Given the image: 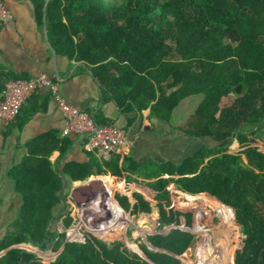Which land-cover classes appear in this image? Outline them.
Masks as SVG:
<instances>
[{
    "label": "trees",
    "instance_id": "trees-1",
    "mask_svg": "<svg viewBox=\"0 0 264 264\" xmlns=\"http://www.w3.org/2000/svg\"><path fill=\"white\" fill-rule=\"evenodd\" d=\"M32 3L36 14H48L50 33L58 32L56 42L71 57L90 65L104 89L150 92L141 107L152 101V117L168 123L183 99L202 95L192 119L177 130L195 139L211 137L218 145L205 146L178 166L152 165V176L140 168L139 177L152 182L128 178L123 184L119 179L115 199L125 212L150 214L156 207L160 225L176 227L166 236L148 237L153 248L169 254L145 246L138 253L122 242L101 240L110 228L129 223L113 199L109 177L100 179L106 188L103 208L108 216L90 220L88 230H81L84 242H66L64 233L52 232L55 214L65 209L57 210L65 198L58 195L62 179L52 170L47 154L42 158L32 154L8 173L22 205L0 239V264H180L178 257L194 240L188 231L217 228L218 217L225 224L234 217L238 237L231 241L227 235L217 247H199L193 264H264V153L250 144L251 137L264 143V0ZM51 14L59 15L53 19ZM5 83L0 79V93ZM235 141L240 147L232 152ZM121 169L123 165L112 160L97 173L89 163L68 167L65 173L74 181L107 172L122 179ZM141 188L154 193L152 200L142 195ZM203 195L219 202L217 215L190 200ZM71 223L65 214L63 226ZM19 244L62 251L53 262L42 263L33 253L14 247Z\"/></svg>",
    "mask_w": 264,
    "mask_h": 264
},
{
    "label": "crops",
    "instance_id": "crops-1",
    "mask_svg": "<svg viewBox=\"0 0 264 264\" xmlns=\"http://www.w3.org/2000/svg\"><path fill=\"white\" fill-rule=\"evenodd\" d=\"M0 1L11 13L9 20L0 21L2 84L5 81L30 80L44 75L51 82L58 84L59 95L69 106L87 112L99 124L120 129L126 136L125 144L116 148L107 160L104 159L97 151L89 150L86 140L80 136L62 135L65 120L56 100L47 89L37 90L24 103L14 121L5 123L0 120V226L8 228L22 205L14 191V181L8 177V173L16 166H21L32 154L40 158L47 154L52 170L60 175L63 184L58 195L65 196L63 202L65 209L68 207L67 192L70 198L75 200L79 198L75 195L77 187L79 185L85 187L82 185L87 182L88 187L82 188L81 192H86L90 197L91 190L99 187L95 182L99 183L101 192L102 189H106L100 180L103 177L112 179L113 185L110 188L113 189V199L119 206L115 194L120 180L123 184L128 178L140 183L152 182V178L146 180L139 177L142 176L140 168L147 169L152 176V165L170 163L178 166L208 146L206 143L208 139L213 140L211 137L195 139L177 130L186 126L192 119L202 101V95L183 99L172 111L169 122H162L152 117V101L146 108L141 107L147 102V98L149 100L150 92L148 95L140 93L137 91L139 88L132 93L129 90L110 92L107 88L104 89L100 81L92 75L90 65L78 61L74 56L71 57L66 53L65 47L56 42L55 36L58 32L55 30L50 33L48 14L45 12L36 14L32 0ZM48 1L45 0V5ZM57 15L59 14H51V17L54 19ZM63 22H66V19H63ZM260 143L264 145L261 140ZM217 145L215 142V146ZM112 160H117L119 167L123 165L122 179L107 172L74 181L65 173L68 167L73 169L88 163L92 164L93 170L97 173L101 165ZM243 160L246 161L244 157ZM114 178L118 180L115 181ZM163 178H169V175H164ZM93 186L94 189H91ZM108 191L110 193L111 189ZM61 209L63 207L59 205L57 210ZM156 209L159 216V210ZM12 211L15 215H6V212ZM124 213L129 214L125 211ZM82 239L84 242L83 235Z\"/></svg>",
    "mask_w": 264,
    "mask_h": 264
},
{
    "label": "rangeland",
    "instance_id": "rangeland-1",
    "mask_svg": "<svg viewBox=\"0 0 264 264\" xmlns=\"http://www.w3.org/2000/svg\"><path fill=\"white\" fill-rule=\"evenodd\" d=\"M264 139V135L262 136ZM209 145L215 146V142L213 140L206 141ZM250 144L252 146L258 147L262 152H264V145L260 143V139H257L255 137L250 138ZM208 145V146H209ZM238 143L234 142L231 145L230 150L232 152H235L238 150ZM142 184H145L144 182H141ZM87 184V182L85 183ZM82 185L85 187H81L79 185L75 191V195L79 198L72 200L70 198L69 192H67V209L66 211H60L59 213L55 214L54 221L50 225V230L52 232L57 233H64L65 234V240L68 242H82V229L88 230L89 224L92 222L90 220L95 219L98 222L102 221L103 219L107 218V209L105 210L103 208V201H104V193L101 192L99 187H96L95 190H91L90 197L83 196L81 194L82 188H86L87 185ZM95 186L90 187L91 189H94ZM101 188V187H100ZM89 190V189H88ZM139 191L142 193V195L147 200H152L154 193L150 192L149 190H146L144 188L139 189ZM109 194V191L106 193ZM88 197V198H87ZM192 202H197L200 207L202 208H209L212 211L216 213V207H217V201L210 198L209 196H198L194 198H190ZM63 207V204L61 205V208ZM154 210L151 211L150 214H139V215H129L126 214V217L129 219L128 224H120L115 225L113 228H110L105 236V239H101L106 242L107 244H111L115 241L122 242L129 250L133 251V247H136L138 253L140 252V247L145 246L150 251H152L153 246L151 242L149 241L148 237L153 235H162L161 233L166 232L167 230H173L176 228H173L171 226H161L159 223V216H157V209L153 208ZM157 211V212H156ZM1 213V212H0ZM68 213V216L72 218L71 226L68 228H65L63 226V217L65 214ZM217 214V213H216ZM7 216H13L15 215V212H6ZM155 215V216H153ZM60 216V217H58ZM154 219V220H153ZM220 219V218H219ZM140 226V227H139ZM131 228V229H130ZM7 226L2 227L0 226V237L5 234L7 231ZM207 230V231H204ZM69 232L77 233V237L70 236ZM240 232V228L236 225L235 218L233 217V222L231 224H225L220 219V225L218 228L214 229H202V230H196L190 232L194 235V240L188 250H186L180 257V264H193L195 262V256L197 253V249L201 246H204L205 244H208L209 246L212 245V247H217L219 243H221L222 240L226 239V236L229 240L234 241ZM16 248H20L23 250H26L30 253H33L42 263H49L53 262L56 257L59 255L60 250L58 252H52V251H42L38 249L37 247H34L31 244H19L17 246H14ZM206 247V246H204ZM136 251V252H137ZM205 253H207L205 251ZM0 255H2L0 253Z\"/></svg>",
    "mask_w": 264,
    "mask_h": 264
},
{
    "label": "built area",
    "instance_id": "built-area-1",
    "mask_svg": "<svg viewBox=\"0 0 264 264\" xmlns=\"http://www.w3.org/2000/svg\"><path fill=\"white\" fill-rule=\"evenodd\" d=\"M10 11L0 1V21L10 19ZM39 89H47L56 100L60 112L64 116L63 136L78 135L86 140L89 150L97 151L104 159H108L116 148L126 142L123 131L96 122L94 117L83 110L69 106L59 95L58 84L42 75L30 80H10L5 83L0 94V120L10 123L16 119L27 99Z\"/></svg>",
    "mask_w": 264,
    "mask_h": 264
},
{
    "label": "water",
    "instance_id": "water-1",
    "mask_svg": "<svg viewBox=\"0 0 264 264\" xmlns=\"http://www.w3.org/2000/svg\"><path fill=\"white\" fill-rule=\"evenodd\" d=\"M171 227H173V228H176V227H174V226H171ZM131 229V228H130ZM192 232V231H191ZM170 233V230H167L166 232H164V233H161L162 235H168ZM61 251H62V248L60 249V253H61ZM154 251H159V252H163V253H167V254H169L168 252H166V251H163V250H159V249H154ZM59 253V254H60Z\"/></svg>",
    "mask_w": 264,
    "mask_h": 264
},
{
    "label": "flooded vegetation",
    "instance_id": "flooded-vegetation-1",
    "mask_svg": "<svg viewBox=\"0 0 264 264\" xmlns=\"http://www.w3.org/2000/svg\"><path fill=\"white\" fill-rule=\"evenodd\" d=\"M83 195H87L86 192H81Z\"/></svg>",
    "mask_w": 264,
    "mask_h": 264
}]
</instances>
